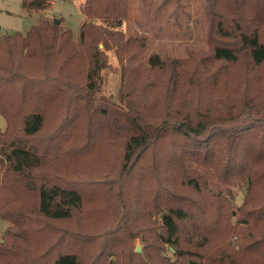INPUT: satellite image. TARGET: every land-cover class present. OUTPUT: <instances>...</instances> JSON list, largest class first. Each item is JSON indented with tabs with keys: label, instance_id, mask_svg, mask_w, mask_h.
<instances>
[{
	"label": "trees",
	"instance_id": "1",
	"mask_svg": "<svg viewBox=\"0 0 264 264\" xmlns=\"http://www.w3.org/2000/svg\"><path fill=\"white\" fill-rule=\"evenodd\" d=\"M51 3L52 0H24L23 5L28 10H43ZM258 6L256 1L246 0L243 10L236 2L228 14L210 12V60L238 63L248 56L256 65L264 63V6ZM252 7L259 9L254 15ZM82 10L87 20L80 26L77 44L68 31L59 30L58 24L49 28L43 20L26 34L0 35V113L7 120L6 129L0 130V216L25 226L21 233L8 231L5 241L0 240V264H80L75 251L66 250L45 259L28 245H22L29 215L22 206L11 210L13 201L2 199L6 175H11L26 179L29 188L36 191L35 210L42 218L68 219L82 207L84 199L79 189L57 182H36L47 169L49 158L34 141L44 130L46 106L51 104L57 113L65 115L59 120L52 143L82 142L81 129L87 121L98 115L110 116L114 111L123 132V172H131L149 151L157 152L170 137L184 140L168 153V164L182 184L197 192L198 200L178 194L180 201L166 200L162 204L164 242L183 258L180 264H254L241 262L239 253L253 248L264 252V197L257 195L258 184L264 181V157L261 164L255 162L251 166L248 160L243 165V133L228 141L215 137L236 128L225 126L213 133L206 115L212 112V93L208 87H192L197 65L189 63L191 54L174 60L158 53L149 56L151 70L167 73L162 87L153 83V87L141 86L132 91L133 72L124 66L121 97L125 106L115 108L106 97L98 98L100 72L107 66L106 51L114 46L117 50L127 48L132 41L120 30L128 15L127 4L124 0H85ZM101 42L104 48L99 47ZM16 93L20 97L18 104ZM233 94L222 90L219 98L224 101ZM34 99L46 100V106L36 104ZM162 102L168 104L165 114L151 116L148 106L159 109ZM195 104L204 112L197 110ZM136 116L151 126L142 125ZM17 121L21 123L19 133L15 132ZM87 138L108 141L88 133ZM158 181L167 184L169 195L178 191L169 186L170 181ZM237 187L247 189L239 222L248 230L237 231L228 225ZM221 227L226 228L225 232L219 231ZM234 234L238 239L231 243ZM191 254L197 258H187ZM107 264L120 263L111 257Z\"/></svg>",
	"mask_w": 264,
	"mask_h": 264
},
{
	"label": "rangeland",
	"instance_id": "2",
	"mask_svg": "<svg viewBox=\"0 0 264 264\" xmlns=\"http://www.w3.org/2000/svg\"><path fill=\"white\" fill-rule=\"evenodd\" d=\"M246 0H124L128 15L120 30L126 38H132L127 48L111 47L106 51L107 66L100 72L98 98L106 97L114 107L125 106L122 102L123 67L132 70V91L138 87H162L167 80L166 71L150 69L148 58L158 53L162 58L183 59L190 54L189 63L195 69L192 87H208L212 93V112L207 119L218 132L225 126L233 125V132H221L215 137L231 140L243 133V165L262 163L264 157V63L254 64L248 56L238 63L213 62L211 54V11L228 14L231 7L239 3L243 10ZM258 7L264 0H254ZM85 0H52L43 10H28L24 0H0V35L22 32L40 21L50 28L59 19V30L68 31L72 42L78 43L81 24L87 20L82 7ZM255 8V7H252ZM256 10V11H255ZM259 9L251 10V14ZM264 13V10H261ZM95 22L101 23L100 20ZM140 45L145 44L142 48ZM104 48L103 43L99 44ZM164 73V74H163ZM191 83V82H190ZM222 90L233 92L222 101ZM138 91L133 98L137 99ZM20 97L15 94V103ZM36 104L46 106V100L34 99ZM145 102H148L145 100ZM168 104L162 102L159 109L148 106L152 116H163ZM55 105H47L46 121L42 134L34 141L49 158L46 170L36 178V182L49 181L75 187L83 193V205L71 218L54 220L38 215L36 191L29 188L26 179L6 175L2 199H11L15 208L22 206L27 212V228L22 245H28L36 255L45 259L53 258L66 250L75 251L80 264H107L111 257L120 264H180L183 258L177 256L174 248L164 242L160 208L166 200L178 202L179 196L198 200L197 192L182 184L178 174L169 167V152L175 150L184 140L170 137L155 152L149 151L131 172L122 171V128L117 125V114L94 116L81 129L80 143L56 141L53 134L64 113H57ZM203 107V106H201ZM195 108L204 112L198 105ZM85 114V110H80ZM135 116V115H134ZM137 120L142 125L149 123ZM216 125V126H215ZM216 128H215V127ZM7 127L6 118L0 113V130ZM242 127V128H240ZM240 128V129H239ZM16 133L21 132L17 121ZM90 137H102L96 141ZM162 176V177H161ZM178 191L165 190L166 183ZM2 181H0L1 187ZM244 185V184H243ZM235 199L231 202V218L228 225L238 230H248L239 222L240 209L244 204L247 189L234 188ZM258 196L264 197V181L258 184ZM257 208V206H256ZM16 223V224H15ZM13 223L0 216V240L5 241L8 231L21 233L25 226ZM221 227L219 231L225 232ZM253 240V236L249 237ZM238 239L234 234L230 241ZM140 248V251H137ZM187 258H197L194 254ZM241 262L264 264V252L256 248L240 251Z\"/></svg>",
	"mask_w": 264,
	"mask_h": 264
},
{
	"label": "water",
	"instance_id": "3",
	"mask_svg": "<svg viewBox=\"0 0 264 264\" xmlns=\"http://www.w3.org/2000/svg\"><path fill=\"white\" fill-rule=\"evenodd\" d=\"M55 23L56 24H59L60 23V20L59 19H55ZM141 249L140 248H137V251H140Z\"/></svg>",
	"mask_w": 264,
	"mask_h": 264
}]
</instances>
